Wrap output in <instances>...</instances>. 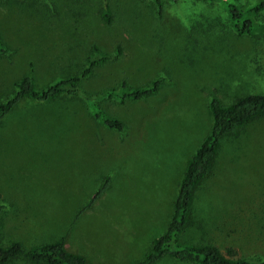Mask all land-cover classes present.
<instances>
[{
    "label": "rangeland",
    "instance_id": "374dc122",
    "mask_svg": "<svg viewBox=\"0 0 264 264\" xmlns=\"http://www.w3.org/2000/svg\"><path fill=\"white\" fill-rule=\"evenodd\" d=\"M48 1L53 6L0 5L7 48L0 56V102L24 73L44 88L77 71L93 48L111 54L119 46L120 54L93 68L80 91L125 128L109 130L83 101L61 96L16 107L0 123V196L9 211L2 242L31 245L57 236L110 175L109 189L79 215L71 236L99 264L130 263L168 222L185 161L211 123L208 97L228 103L264 93V9L253 32L238 35L218 2L162 0L158 11L154 0H110L113 21L106 25L96 0ZM157 78L165 80L142 99L120 104L105 95L122 80L144 86ZM191 216L181 240L264 256V118L221 141Z\"/></svg>",
    "mask_w": 264,
    "mask_h": 264
},
{
    "label": "trees",
    "instance_id": "16d2710c",
    "mask_svg": "<svg viewBox=\"0 0 264 264\" xmlns=\"http://www.w3.org/2000/svg\"><path fill=\"white\" fill-rule=\"evenodd\" d=\"M84 1L81 0L80 3ZM203 1L222 4L229 24L238 35L253 32L252 21L264 9V0H258L250 5H239L227 0ZM162 2V0H154L158 11L162 8ZM5 3L27 8L52 5L48 0H0V5ZM96 8L101 21L110 25L113 21L111 1L96 0ZM94 49L84 57L77 71L68 72L44 88H36L32 77L28 73L22 74L14 83L11 94L0 102V123L25 101L42 103L61 96L68 101H83L98 123L109 130L123 132L125 125L122 120L106 115L96 103L84 97V93L80 91L81 81L92 74L93 68L115 59L121 52L119 46L111 54L104 52L93 54ZM6 53L7 48L0 40V56ZM261 60L264 62V55L261 56ZM164 80V78H157L144 86H129L122 80L116 92L109 91L105 95L116 98L120 104L126 100L142 99L154 94ZM207 108L211 118L210 126L194 152L185 161L172 200L168 222L163 231L151 240L146 251L129 264H157L164 259L189 264H264V256L255 259L245 258L238 256L232 248L220 250L211 243L181 240V235L192 219L195 192L211 173L221 141L245 124L264 118V93L248 92L228 103H223L219 97L212 94L208 97ZM102 179L101 183L94 187L85 204L74 212L63 234L53 240L31 245H25L17 238L3 244L2 228L4 218L9 211L6 210L7 203L5 204L0 196V264H90L85 255L68 249L66 237L79 215L90 208L109 189L110 175Z\"/></svg>",
    "mask_w": 264,
    "mask_h": 264
},
{
    "label": "crops",
    "instance_id": "0c3cea01",
    "mask_svg": "<svg viewBox=\"0 0 264 264\" xmlns=\"http://www.w3.org/2000/svg\"><path fill=\"white\" fill-rule=\"evenodd\" d=\"M69 226V224L63 229V230H61V232L57 235V236H52V235H49L48 237H46L47 236V232L46 231H44L43 229H41V231L44 233V235H45V237H46V239H41V240H39L40 242H47V241H50V240H53V239H55L54 237H58V236H60L61 234H63L64 233V231L66 230V228ZM77 227H79V225H76L75 223H73L72 224V226H71V229H70V231H69V233L67 234V237H66V244H67V247H68V249H70V250H73V251H76V252H79V253H82L83 255H85V257L87 258V260L89 261V263H91L92 261V264L93 263H96V264H99V263H97V262H100V258H99V256H97V257H93V259L91 258V257H88L82 250H81V248H80V246L78 245H76L77 243V237H72L71 236V230H72V228L74 229V228H77ZM41 238H43V237H41ZM39 241H37V242H35V243H39ZM147 249V248H146ZM146 251V250H145ZM138 259V258H137ZM94 261H96V262H94ZM122 264H129V262L128 263H122Z\"/></svg>",
    "mask_w": 264,
    "mask_h": 264
}]
</instances>
